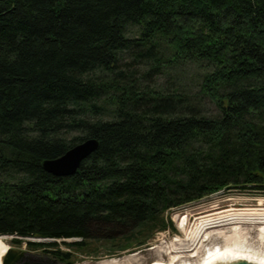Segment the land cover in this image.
Segmentation results:
<instances>
[{
	"label": "trees",
	"instance_id": "obj_1",
	"mask_svg": "<svg viewBox=\"0 0 264 264\" xmlns=\"http://www.w3.org/2000/svg\"><path fill=\"white\" fill-rule=\"evenodd\" d=\"M132 49L146 74L168 54L203 68L218 113L140 90L120 71ZM88 139L75 175L44 170ZM233 188L264 191V0H0V237L75 264L89 242L144 246L175 229L167 212Z\"/></svg>",
	"mask_w": 264,
	"mask_h": 264
},
{
	"label": "rangeland",
	"instance_id": "obj_2",
	"mask_svg": "<svg viewBox=\"0 0 264 264\" xmlns=\"http://www.w3.org/2000/svg\"><path fill=\"white\" fill-rule=\"evenodd\" d=\"M170 58L169 54L166 55V59H164L160 70L146 74L148 73L147 69H149V66H147L148 62L144 57H141L138 49H132L124 52L121 56L120 71L124 72L126 77L129 78L128 80L136 81L140 90L160 89L165 92H172L174 89H179L184 97H189L186 99L187 104L196 106L199 112L208 116L216 115L218 113L216 105L209 98H204L199 93L201 74H203L204 69L198 68L197 65H179L170 62ZM231 210L235 212H258L257 214H264V191L252 188H233L173 209L164 215V219L166 222H173L175 229L158 230L151 238L147 239L148 241L144 246L133 247L126 251L117 250L118 243L106 241L89 242L87 248L74 252L75 264H103L111 260H126L125 264H153L160 261L167 262L170 257L175 255L179 256L177 264H182L183 261L187 263L198 262L205 248H212L213 246L223 247L225 245L224 241L222 238L213 236L210 237L208 242L200 243L199 249L197 247L195 249L196 251H201L198 254L199 257L189 258L190 252L176 254L171 251L172 245H176L178 248L190 246V244L182 246L175 242L177 239H184L186 237L185 233L180 230L179 225L186 219L185 224L187 225V230L190 231L197 218ZM236 227L235 235L232 225L215 227L212 231L215 232L214 234L224 231L227 237H232L238 241L237 243L241 244L240 246L243 250L245 249L244 252L246 251V254L252 256L250 259L264 262V231L262 230L264 224H242ZM142 239H132L129 242L125 241L124 244L129 243V245L133 244L135 246ZM11 240L12 237L10 236L5 240L9 248L22 249L28 252L35 262L43 258H52L42 251L29 250L26 244L22 246L13 245ZM61 249L68 251V248L64 245L61 246ZM184 255L185 257H180ZM131 256L133 258L128 260ZM204 258L202 256V260ZM57 264L61 263L57 261Z\"/></svg>",
	"mask_w": 264,
	"mask_h": 264
},
{
	"label": "bare ground",
	"instance_id": "obj_3",
	"mask_svg": "<svg viewBox=\"0 0 264 264\" xmlns=\"http://www.w3.org/2000/svg\"><path fill=\"white\" fill-rule=\"evenodd\" d=\"M257 213L235 212L231 210L213 214L210 216L204 215L205 217H199L195 220L194 225L192 226L193 228L190 231L187 230L188 228L185 224L186 219H184V221L179 225V228L182 232L185 233L186 237L184 239H177L175 242L182 246L188 244H190V246L187 248H178L176 247V245H172L173 247L171 251L175 252L176 254H184L190 252L188 255L189 258H195L198 256V254L201 253V251L195 250L196 247L198 248L200 243L203 244L205 242H208L210 237L215 236L216 238H222L225 243L223 247L213 246L212 248H205L201 257L198 256V262L187 263L186 261H183L182 264H227L238 260H246L252 263L264 264V262L262 261L250 259V257L252 256L246 254V251L244 252L245 249L243 250V248L240 246L241 244L237 243L238 241H236L234 238L227 237V234L224 231H220L218 234H214L215 232L212 231V229H214L215 227L232 225V229H234L233 232L235 235V232L237 230L236 226L255 223L264 224V214ZM262 230L264 231V228H262ZM6 238L8 237H0V264H3V258L9 249V246L5 242ZM202 256L205 257L203 260ZM180 257H185V255ZM132 258L133 256L129 257L128 260H131ZM178 260L179 256L175 255L170 257L169 261L167 262L160 261L153 264H177ZM125 262L126 260H111L103 264H125Z\"/></svg>",
	"mask_w": 264,
	"mask_h": 264
},
{
	"label": "water",
	"instance_id": "obj_4",
	"mask_svg": "<svg viewBox=\"0 0 264 264\" xmlns=\"http://www.w3.org/2000/svg\"><path fill=\"white\" fill-rule=\"evenodd\" d=\"M99 146L97 139H88L69 149L63 156L57 159L46 160L43 168L46 172L56 177H71L76 174L81 164L94 153ZM9 237V236H1ZM13 238V237H12ZM42 241V240H39ZM45 241V240H43ZM3 264H57L56 259L43 258L38 262L32 260V256L22 250L10 247L3 258ZM223 264V263H218ZM227 264H257L246 260H238Z\"/></svg>",
	"mask_w": 264,
	"mask_h": 264
}]
</instances>
